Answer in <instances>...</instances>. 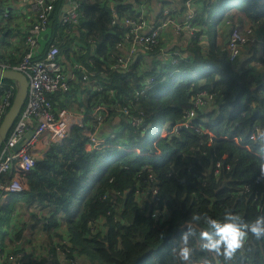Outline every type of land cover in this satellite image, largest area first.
<instances>
[{
    "label": "trees",
    "instance_id": "obj_1",
    "mask_svg": "<svg viewBox=\"0 0 264 264\" xmlns=\"http://www.w3.org/2000/svg\"><path fill=\"white\" fill-rule=\"evenodd\" d=\"M8 1L0 0L1 14ZM75 1L80 4L79 16L68 27L59 22L67 0L54 2L45 31L47 38L41 37V53L54 44L62 56L68 60L72 56V61L84 68V72L75 71L79 88L84 84L83 75L98 80L100 91H90H94V97H105L114 108L126 105L132 115L142 117L143 124L136 128L124 123L107 147L85 155L82 152L87 139L81 128L73 129L63 144L49 150L44 161L27 176V190L14 195L12 208H1L0 212L5 225L8 216L19 211L21 205L41 212L40 237L47 256L40 259L22 255L18 260L14 256L21 252L13 250L11 262L60 264L57 256L63 255L68 264L79 256L87 264H186L180 261L178 248L186 231L184 225L192 224L195 232L188 238L190 264H204L205 260L209 264H243L242 258H246L244 264H264V237L248 233L242 243L244 249H236L225 258L222 253L208 252L197 245L206 225L191 219L197 213L222 218L214 214L216 192L221 187L247 197L249 212L244 211L246 206L237 207L244 212L246 218L240 216L243 220L250 222L264 214V34H255L239 49L240 56L246 47H252L249 66H235L229 61L227 35L206 48L197 43L192 50L194 61H177L165 72L175 71L170 77L157 83L139 102L124 104L144 76L136 71L135 62L129 70L111 68L112 52H106L122 38L125 26L122 28L118 20L110 24L109 8L100 5L103 0ZM221 3H226L225 7L232 3L235 10L219 16L218 22L227 16L232 25L244 26L264 17V0H218L213 7ZM117 9L121 18L123 11ZM197 23L202 26L198 18ZM75 44L80 49H74ZM0 45V65L9 68L18 65L28 51L23 39L7 45L0 38ZM255 69L261 70L258 76ZM145 75L157 76L158 80L163 76L156 71ZM74 81L70 80L69 91L50 94L48 99L72 109L73 101L66 103L63 99L71 98ZM10 84L11 80H1L0 95L1 88ZM202 91L213 94L211 105L198 110L190 123L205 127L212 134L211 141L191 127L161 136L166 122V129H170L185 120L184 112ZM254 125L260 133L253 141L248 137ZM244 185L248 186L246 191ZM153 188H157L156 203ZM151 210H160L159 216L152 218ZM98 222L103 223L100 229L96 228ZM62 224L65 226L60 230L68 234L65 242L58 244L51 231ZM23 237L22 228L13 235L20 242Z\"/></svg>",
    "mask_w": 264,
    "mask_h": 264
},
{
    "label": "built area",
    "instance_id": "obj_2",
    "mask_svg": "<svg viewBox=\"0 0 264 264\" xmlns=\"http://www.w3.org/2000/svg\"><path fill=\"white\" fill-rule=\"evenodd\" d=\"M17 1L26 3L29 10L34 14L31 21H26L21 36L28 51L24 54L18 65L10 67V69H16L26 76L28 91L26 100L0 148V204L4 202L6 197L22 194L27 190V176L34 169L35 165L44 161L50 149L63 144L73 129L81 128L82 135L87 139L83 154L107 147L109 145L108 142L114 139L112 134L106 138L96 137L97 128L109 116L110 109L108 105L98 103L87 113H74V111L53 104L47 97L59 91H68L71 86L70 80L74 78L66 76V70L61 60L62 55L59 53L57 46L51 44L43 53L40 51L41 37L46 31L48 18L56 0ZM195 1L183 0L184 11H180L177 6H164L159 11L156 23L144 34L139 33L147 22V19L144 18V9L141 8L137 19H122L123 23H125L123 36L126 39H130L133 45L138 44L144 52L153 49L160 33L166 28H172L175 35L187 34L191 37L190 39L201 40L204 38V32L200 29L202 26L200 27L197 23L198 15L202 8L204 12L211 10L213 8L212 5L218 0H215L212 4H208V2L202 4L199 10L193 7ZM66 5V9L63 10L59 17V22L60 25L68 27L70 23L77 22L80 4L75 0H67ZM7 15V10H5L1 14V17L6 18ZM176 17L182 20L178 22L176 21ZM115 22V20L112 21L113 24ZM224 22L228 27L229 61L233 63V61H237L239 49L242 48V45L248 40L252 41L254 39V25H232L227 18L224 19ZM255 22L263 23L264 18ZM262 34L264 33H260V35ZM115 60L116 64H113L112 67H121L123 70L128 69V63L122 56H117ZM72 62V72H84V68L80 64L74 61ZM176 62L177 59H171L170 64L173 65ZM0 67L9 68L4 65H0ZM82 80L84 83H87L88 77L83 75ZM163 80L164 77L158 80L153 75L144 77L138 87L132 92L131 96L128 97V100L130 103L139 102L157 83ZM94 84L97 85V81H94ZM15 93V82L7 88L4 86L1 88L0 123L8 112ZM212 98L213 94L211 93L205 91L198 93L197 97L191 103V108L186 110L184 114L185 120L174 124L163 135L177 134L181 128L186 129L191 127L199 131L198 133L202 131L208 137L207 142L211 141L212 134L205 127L192 125L188 121L196 116L197 108L206 101H211ZM120 112L126 117L130 125L136 128L142 126V117L132 115L126 105L121 106ZM259 133L258 126L254 125L253 131L248 138L250 140H256V135ZM218 165L216 164V166ZM153 179L152 176H149V180L153 181ZM152 196L153 201L156 203L159 199L157 196V188H153ZM159 214L160 210H151L150 216L155 218ZM13 215L14 213L10 215L11 219ZM8 227H6V230L10 234L17 232V226L9 225ZM10 255L12 253H2L1 258L8 261L14 260ZM15 257L21 260L22 254L17 253ZM71 264H78V261L74 260Z\"/></svg>",
    "mask_w": 264,
    "mask_h": 264
},
{
    "label": "crops",
    "instance_id": "obj_3",
    "mask_svg": "<svg viewBox=\"0 0 264 264\" xmlns=\"http://www.w3.org/2000/svg\"><path fill=\"white\" fill-rule=\"evenodd\" d=\"M212 4L215 2V0H196L195 5L193 6L194 9L199 10L201 8L202 4L207 3ZM66 3H64L62 11L63 12ZM119 4V5H118ZM101 7L107 6L110 11L111 21L110 24L113 26L115 24L112 23L113 20L120 21V26L123 28L125 26V23H123V18H131V19H137L139 15V11L141 8L144 9V18L147 19L146 25L143 29L139 31L140 34H144L147 32V30L152 27L158 18L159 11L164 6H177L180 11H184L185 8L183 6V0H103L100 2ZM121 9L123 11V16L121 18H118L117 12L118 9ZM7 10V16L6 18L1 17L0 13V35L3 38V40L8 44H17L21 41V36L23 33V29L25 28L26 21H31L33 17V13L29 10L28 5L26 3L24 4L22 1H13L9 0L7 2L6 8ZM226 11V12H225ZM232 11V8L227 6H223L221 9L220 16ZM224 12V13H223ZM176 21H181L182 19L179 17H176ZM200 19L202 28L204 32V38L201 40L197 39H190L191 37L187 34L184 35H175L173 33L172 28H166L164 31H162L159 35V38L157 40V43L153 47L152 50H149L148 52H144L142 48L135 44L133 45L130 39H126L122 35V38L113 44V46L107 50V53H111L110 61H114V65L116 64V57L122 56L124 60L128 63V70L132 63H136V71L139 73H143L144 77L152 76V75H145L150 73L151 71L161 72V74L164 76V78H168L165 72L169 69L170 61L171 59H177L180 61V63L184 62H191L194 61V53L192 52L193 49L196 48L197 43H200L199 45L206 48V46H209L212 42L214 43H220L222 39H225L228 28L226 25L221 23V27L218 31H216V28H213V39L210 40L206 34V23L210 19V14L208 15L206 12L201 11L199 13L198 20ZM6 21H9L10 24L7 25ZM124 33V32H123ZM261 32L255 30V34H260ZM47 32H44L42 35L45 38H47ZM14 38V40H13ZM254 38V37H253ZM196 41V42H192ZM79 44V43H78ZM80 45V44H79ZM82 47V45H80ZM80 49L77 44L74 45V49ZM95 48V44L92 45V50ZM115 50V51H114ZM249 51V52H248ZM252 47H246L242 54L238 57V64H236V61H233L235 66L241 65V66H247L246 63H248V66L251 63L250 57L252 56ZM176 54V55H175ZM72 56L68 60L64 56H62L61 60L63 62L64 68L66 70V76L69 78L74 77V93L71 94V98L68 96L67 101L64 97V102L68 103L69 101H73L72 109H69L71 111L80 112V113H87L89 110L92 109L96 104L98 103H104L108 105L110 109L109 116L107 119L97 128L96 130V137L98 138H106L108 135L115 136L116 133L120 132L123 129V124L127 122L126 117L120 112L121 106L118 105L117 108H114L113 105H111L103 96H93V92H90L92 89L98 90L101 89L99 86L94 84V81H98L96 79H89L88 82L81 84L80 88L77 86V77L74 72L71 70L72 63ZM108 58V59H109ZM232 63V64H233ZM178 64V63H177ZM176 64V65H177ZM175 66V65H173ZM120 67V66H119ZM164 67L166 69H164ZM105 68V67H103ZM110 68V67H109ZM111 68H116L111 67ZM116 69H121L116 68ZM261 73L260 69H255L254 74L255 76L257 74ZM258 76V75H257ZM262 80L264 81V77H262ZM71 89V88H70ZM69 89V90H70ZM68 90V91H69ZM98 90L97 92H99ZM65 92V91H61ZM67 92V91H66ZM112 94V91L109 92V95ZM193 101V100H192ZM212 101H206L204 104H202L199 108L196 109V113L198 110H202L206 108L208 105H211ZM259 102V101H258ZM53 104L59 105L56 101H52ZM192 103V102H191ZM124 104H131L130 101L127 99ZM123 104V105H124ZM250 106H254V103L250 104ZM112 111V115H111ZM186 112V111H185ZM184 112V114H185ZM183 114V115H184ZM195 118V117H194ZM194 118L190 119V121L194 120ZM119 145H124V142L119 140ZM14 195L10 197H6L4 199V202L0 204V212L1 208H5L7 206H10L12 208V199ZM22 207L19 208V211L13 215V218L11 219L10 226H17V232L22 228L23 229V239L20 241H17V239L13 238V234H10L7 232L5 224H3L1 221L4 220L6 223V219L2 218L0 215V264H15L14 262L5 260L1 258L2 253H13V250H18L21 252V254L27 257L32 256L33 258H40L44 259L47 256V249L43 246L41 240L42 236L38 237L41 239H37L36 235V229L37 227L42 232V218L40 213H36L37 209L29 208L27 209L24 205H21ZM35 219V220H31ZM13 223V224H12ZM64 224L55 227L51 232H54L56 235V241L58 244H63L65 242V236L67 233L65 231H61L60 228H64ZM16 233V232H15ZM33 234H35V237H32ZM45 237V236H44ZM43 237V240H44ZM33 245L35 248H33ZM58 261L60 264H68L67 260L63 257L57 256ZM78 264H87V261L85 259H82L80 256L77 259Z\"/></svg>",
    "mask_w": 264,
    "mask_h": 264
},
{
    "label": "clouds",
    "instance_id": "obj_4",
    "mask_svg": "<svg viewBox=\"0 0 264 264\" xmlns=\"http://www.w3.org/2000/svg\"><path fill=\"white\" fill-rule=\"evenodd\" d=\"M217 2H215L214 4H216ZM226 3H221L220 5H218L217 7H213L211 10L207 11L206 13L209 15L214 10L221 11L222 6L226 5ZM227 5L229 7L230 6L232 7V11L228 12L227 13L228 15L235 10V7L232 3H229ZM66 7L67 5L65 6L64 10L66 9ZM225 18H227V16H225L220 22H224ZM176 63L173 65H176ZM174 72L175 71L171 70L170 74H166L167 77H170ZM160 74L161 72H158V75ZM156 78L158 79L157 76ZM258 101L260 102L259 99ZM162 132H161V136H166L163 135L165 132L164 128H162ZM261 175L264 176V171H262ZM244 218L246 217L244 216ZM191 219L193 221H198V222L202 221L203 224L206 225V229H202L200 231L201 238L198 239L197 245L201 244V248L207 250L208 252H214L216 254L222 253L225 256V258H230L236 249L240 250V252L242 251V247L244 246V244L242 243L247 237L248 233H251L254 237L257 238L264 237V214L257 215L254 220L249 222L246 221V219L243 220L239 215L235 214L232 210L226 209L221 219H217L202 213L194 214L191 217ZM184 226L186 227V231L181 235L182 246L178 248V256L180 261L186 262V264H190L192 250L188 246V238L194 234L195 228L192 224H187ZM204 264H209V262L205 260Z\"/></svg>",
    "mask_w": 264,
    "mask_h": 264
},
{
    "label": "rangeland",
    "instance_id": "obj_5",
    "mask_svg": "<svg viewBox=\"0 0 264 264\" xmlns=\"http://www.w3.org/2000/svg\"><path fill=\"white\" fill-rule=\"evenodd\" d=\"M219 15H220V10L212 11L211 14H210V19L206 23L207 26H206V30L205 31H206V34H207V36H208V38L210 40H212L213 36H214L213 35V31H214L213 28H216V31H218L219 28L221 27V23L217 21L218 18H219ZM6 24L9 25L10 22L6 21ZM263 24H264V22L263 23H260V22L256 23V22H252V21L248 22V26L254 25L253 26L254 30H257V31H259L261 33H264V25ZM13 40H14V38H13ZM236 64H238V60L236 61ZM170 73H171V71L168 72V74H170ZM11 82L13 83V81H11ZM178 123H176V124H178ZM167 124H168V122H166L164 124V126H163L165 131H166V125ZM181 129H184V128H181ZM186 129H189V128H186ZM200 133H201V135H204V133L202 131H200ZM155 136H156V133L154 132L153 137H155ZM237 186H238L239 189L242 188L241 185H237ZM244 186H245L244 190L246 191V189H248V186H246V185H244ZM247 201H248L247 197H245V196H241L240 197V196H238V194L235 191H232V192L229 191V190L228 191L227 190L219 191V192H217V194L215 196V203H214V205H215V213L214 214L216 216H221V215H223V213H224V211L226 209H230L235 214L244 217L245 216L244 212L243 211L242 212L238 211V210H240V208L237 209V207L241 206V208L243 209V207L246 206V210H244V211L245 212H249ZM255 201H257V200H255ZM253 202L254 201H252L251 204H250L252 206V210H253V207H254ZM254 204H255V202H254ZM15 213H17V211H15L14 214ZM36 213H40L41 214V212H38L37 210H36ZM252 214H254V213L252 212ZM41 218H42V216H41ZM31 220H35V219H31ZM7 221H8V223H7L6 226H9L10 225V221H11V216H8ZM102 224H103L102 222H98L96 224L97 225L96 228L100 229ZM41 233H43V231L41 232V230L37 227L36 235H37V239L38 240L42 238V237L38 238V237H40ZM32 237H35V234H33ZM243 249H244V247H242V250ZM242 259H243V264H244L246 262V260H244V259H246V258H242Z\"/></svg>",
    "mask_w": 264,
    "mask_h": 264
},
{
    "label": "water",
    "instance_id": "obj_6",
    "mask_svg": "<svg viewBox=\"0 0 264 264\" xmlns=\"http://www.w3.org/2000/svg\"><path fill=\"white\" fill-rule=\"evenodd\" d=\"M0 80H11L16 83V93L12 104L0 123V148L9 130L14 124L27 96L28 82L26 76L16 69L0 67ZM16 149V148H15Z\"/></svg>",
    "mask_w": 264,
    "mask_h": 264
},
{
    "label": "flooded vegetation",
    "instance_id": "obj_7",
    "mask_svg": "<svg viewBox=\"0 0 264 264\" xmlns=\"http://www.w3.org/2000/svg\"><path fill=\"white\" fill-rule=\"evenodd\" d=\"M223 190H227L228 191V189H226L225 187H221L217 192H219V191H223ZM230 191V190H229ZM217 192H216V194H217Z\"/></svg>",
    "mask_w": 264,
    "mask_h": 264
}]
</instances>
